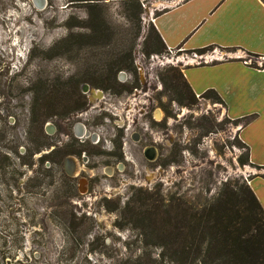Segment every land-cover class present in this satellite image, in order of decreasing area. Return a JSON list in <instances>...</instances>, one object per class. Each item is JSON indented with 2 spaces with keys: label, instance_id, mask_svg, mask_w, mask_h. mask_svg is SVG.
<instances>
[{
  "label": "rangeland",
  "instance_id": "1",
  "mask_svg": "<svg viewBox=\"0 0 264 264\" xmlns=\"http://www.w3.org/2000/svg\"><path fill=\"white\" fill-rule=\"evenodd\" d=\"M150 2L166 5L163 0ZM145 18L144 11L142 21L128 20L122 0H101L97 7L80 0H0V152L11 158L5 161L6 178L0 177V264H173L159 257L161 241L150 233L152 222L140 218L149 209L146 204L167 203L176 196L201 207L225 183L242 185L264 174V169L239 163L246 152L239 146L246 119L236 125L225 105L206 99L193 107L171 99L163 80L168 70L183 71L185 62L201 54L178 48L164 54L167 62L153 58L160 54H145L151 25ZM130 55L133 67L118 76L126 73L127 85L143 92L137 100L135 90L116 94L99 86L104 69ZM243 57L253 66L264 63L256 56ZM38 82L50 85L53 98L78 83L81 93L88 84L93 93L109 95L107 105L87 96L83 112L46 123L44 133L55 146L35 154L36 162L57 145H72L74 151L88 152L89 164L84 167L83 155H71L79 169L69 174L65 157H58L54 177L45 178L43 187L29 181L37 165L21 166L12 151L23 155L29 147ZM230 106L236 115L248 110V102L238 99ZM77 122L88 123L100 142L89 136L78 139ZM128 123L133 125L130 131ZM135 132L140 143L132 140ZM150 146L157 152L149 160L145 151ZM45 164V169L50 167ZM78 227L86 234L75 232Z\"/></svg>",
  "mask_w": 264,
  "mask_h": 264
},
{
  "label": "trees",
  "instance_id": "2",
  "mask_svg": "<svg viewBox=\"0 0 264 264\" xmlns=\"http://www.w3.org/2000/svg\"><path fill=\"white\" fill-rule=\"evenodd\" d=\"M80 1H86L88 7H97L101 2V0ZM122 1L126 7L128 20L142 21L145 11L144 2ZM149 27L143 43L144 53L168 54L169 49L155 26L151 23ZM117 61H119L117 66L111 65L104 69L102 74L104 83L99 86L116 94L131 93L136 86L123 84L117 78L119 71L133 67L132 55L125 61L124 57H120ZM163 80L166 90L170 88L171 99L182 107H193L200 99L225 105L215 90H209L198 97L183 71L177 67L169 69ZM35 85L37 86L31 107V127L27 131L29 147L23 155L18 154L16 149L12 151L19 157L21 166L33 169L37 165L35 175L32 179L29 178V181H35L37 187H43L46 184L45 178L54 177L53 166L57 164V158L60 157L62 160L71 152V146L64 150L55 148L48 154L42 155L38 162L34 160V155L40 153L44 147L55 146L52 138L44 133L46 123L57 118H66L71 113L84 109L87 100L80 92V83L75 88L70 86L63 88L62 94L55 98L51 96L52 88L47 83L38 82ZM0 119H3L1 115ZM232 122L239 125L242 120ZM3 133L1 129L2 140ZM239 144L246 149V152L239 157V163L242 166L250 165L249 148L241 140ZM10 159L8 155L0 152V177L6 176L5 161L9 162ZM46 162H49L50 167L45 169ZM146 206L149 209L142 214L148 217H142L140 214V218L152 222L150 233L161 241L158 244L162 250L159 257L163 260L173 264H264V208L248 182L242 185L225 183L216 198L201 207L188 204L182 197L176 196L167 203L153 200ZM72 217L78 220L76 215L73 214ZM82 231L85 235L84 228L78 227L75 230L78 233Z\"/></svg>",
  "mask_w": 264,
  "mask_h": 264
},
{
  "label": "crops",
  "instance_id": "3",
  "mask_svg": "<svg viewBox=\"0 0 264 264\" xmlns=\"http://www.w3.org/2000/svg\"><path fill=\"white\" fill-rule=\"evenodd\" d=\"M140 1L147 5L145 21L168 49L225 51L200 53L183 73L198 97L215 90L231 120L246 119L240 139L249 148L250 166L264 169V63L242 61L245 54L264 59V0H163L166 5L159 6ZM200 59L208 62L192 64ZM237 99L248 102L245 114H233L230 103ZM248 184L264 208V174L252 176Z\"/></svg>",
  "mask_w": 264,
  "mask_h": 264
},
{
  "label": "flooded vegetation",
  "instance_id": "4",
  "mask_svg": "<svg viewBox=\"0 0 264 264\" xmlns=\"http://www.w3.org/2000/svg\"><path fill=\"white\" fill-rule=\"evenodd\" d=\"M129 80L130 79L128 77L127 78L124 77L123 80H119V81L121 83H123V84H127V82H129ZM76 86H77V84H76ZM75 87H72V88H75ZM81 89H82V92H83L82 95L85 96V98L87 100V104H86L85 108L82 109V110H80V111H76V112L71 113L66 118H63V117L57 118V120H60L62 122L64 120L70 119V117L73 116V115H75L76 113H80L81 111L83 112L85 109H87L86 107H87V105H89L88 104L87 96H90V97L93 96V98H95L97 101L101 100L104 105H107L106 104V103H108L107 97H109V95H107L104 91H101L102 93H99V94L98 93H93L92 92L93 91L92 88L88 84H84ZM134 90L136 92V95L134 97H135V100H137L136 97H138L143 92H139L138 91V87L133 88L132 92ZM131 93H126V94H131ZM96 107H99V106H95L94 108H96ZM142 110L144 111V107L142 109H140V111H142ZM124 123L125 124H124V126L121 127V129H123L126 126V122H124ZM133 123L135 124V122H133ZM132 127H133V125L131 126L128 123L126 131H130L132 129ZM74 133L78 137V139H81L83 137L89 136L87 139H90L91 138V139H93L95 141L98 139V141L96 143H99L100 140H101L100 135L98 136V135H96V133H93L92 132V129L90 128V125L88 123H86V122H77L75 124V127H74ZM132 140L134 142L140 143L141 142V136H140V134L138 132H135L133 134V136H132ZM76 142H78V141H76ZM86 143H87L86 141L84 143L82 142V143H80V146H85ZM69 146H71V149H70L71 152H70V154H68V155L65 156V159L66 160H64V163H65V168L67 169V172L69 174H73V173L76 172V170L79 169V166L77 164V162H78L77 159L74 158V157H71V155H76L79 158H81V156L83 155L84 167H86L89 164V159L86 156L88 154V152L85 149H81L80 151H78V150L77 151H74V150H72V147H73L72 145L61 146V147L59 145H57L58 149H60V150H64L66 148H69ZM57 147H55V148H57ZM156 152H157V150H156L155 147H152V146L148 147L146 149V151H145L147 159H149V160L150 159H153L154 156H155V154H156ZM86 159H88V162L86 161ZM125 160H128L127 156L125 157ZM123 164L121 163V166H124Z\"/></svg>",
  "mask_w": 264,
  "mask_h": 264
},
{
  "label": "built area",
  "instance_id": "5",
  "mask_svg": "<svg viewBox=\"0 0 264 264\" xmlns=\"http://www.w3.org/2000/svg\"><path fill=\"white\" fill-rule=\"evenodd\" d=\"M144 8H145V10H146V8H147V5H145V3H144ZM153 15H154V13H152ZM173 52V50H171V49H169V53H172ZM166 56H168V54H166ZM159 57H162L163 58V60H165L166 62H167V58H165V55H153V58H159ZM215 59H212V61H214ZM211 60H210V62H212ZM205 62H208L207 61V59H200V60H196L195 61V63H197V64H205ZM187 62H185V64H186ZM245 63L246 64H251V63H248V62H246L245 61ZM126 73H124V72H121L120 74H119V76H118V78H119V80H123V78L126 76L125 75ZM200 97V96H199Z\"/></svg>",
  "mask_w": 264,
  "mask_h": 264
},
{
  "label": "bare ground",
  "instance_id": "6",
  "mask_svg": "<svg viewBox=\"0 0 264 264\" xmlns=\"http://www.w3.org/2000/svg\"><path fill=\"white\" fill-rule=\"evenodd\" d=\"M36 2H38V0H36ZM163 4V2H160V3H155V6H159V5H162Z\"/></svg>",
  "mask_w": 264,
  "mask_h": 264
},
{
  "label": "water",
  "instance_id": "7",
  "mask_svg": "<svg viewBox=\"0 0 264 264\" xmlns=\"http://www.w3.org/2000/svg\"><path fill=\"white\" fill-rule=\"evenodd\" d=\"M38 1H39V3H41V4L44 2V0H38Z\"/></svg>",
  "mask_w": 264,
  "mask_h": 264
}]
</instances>
